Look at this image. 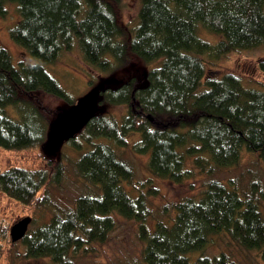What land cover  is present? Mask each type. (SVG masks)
Here are the masks:
<instances>
[{"label": "trees", "instance_id": "1", "mask_svg": "<svg viewBox=\"0 0 264 264\" xmlns=\"http://www.w3.org/2000/svg\"><path fill=\"white\" fill-rule=\"evenodd\" d=\"M8 1L18 4L21 16L13 40L44 62H56L78 45L85 61L101 72L118 71L133 57L152 66L145 73H124L120 84L102 93L103 109L126 106L125 114L103 110L71 140L80 154L74 171L92 188L73 206H61L51 195L67 172L62 151L44 156L48 168L0 172L8 197L34 210L54 209L19 241L27 257L74 264L79 251L109 242L122 217L139 223L145 247L138 264H239L225 251L203 253L222 234L264 259L260 181L244 188L235 179L214 177L238 167L245 154L264 161V89L248 87L233 72L208 75L210 65L231 53L264 47V0H141L132 29L122 21L124 0H0V17ZM200 27L220 40L203 38ZM259 68L264 73V59ZM37 92L74 103L43 64L17 66L0 45V148L24 151L45 144L56 114L46 124L42 100L29 97ZM9 106L17 117L8 114ZM149 115L170 126H156ZM132 134L140 136L134 150L149 155L153 176L184 183L197 173L209 175L200 195L165 205L156 215L152 197L160 195L159 187L152 179L137 187L135 167L116 150L129 147ZM4 249L0 240V261Z\"/></svg>", "mask_w": 264, "mask_h": 264}, {"label": "rangeland", "instance_id": "2", "mask_svg": "<svg viewBox=\"0 0 264 264\" xmlns=\"http://www.w3.org/2000/svg\"><path fill=\"white\" fill-rule=\"evenodd\" d=\"M121 8V16L124 25L130 29L137 26L139 21V11L141 0H124ZM6 16L0 17V45L7 48L14 56V62L17 66L24 62L26 64H43L45 68L58 80L72 101L76 102L80 97L88 93L92 87L107 77L122 78L125 74L139 68L141 73L152 69V66L133 57L126 66L118 71H100L91 67L84 58V53L76 45L73 50L64 52L56 62H44L39 58L32 56L26 49L17 44L12 38V30L19 22L21 16L18 4L8 1ZM203 38L211 42L220 40V36L209 32L203 27L199 28ZM264 59V47L253 50H242L234 52L221 59L216 65H210L208 70L209 77H220L228 72H233L242 77L248 87L264 89V73L259 68V61ZM154 64L153 66H157ZM31 101L42 100L44 111L48 119L57 115L62 108L70 106L69 102L58 97L37 92L29 96ZM40 98V100L38 99ZM41 102V101H40ZM105 112L121 116L127 112L126 106L105 105ZM9 115L17 117L15 108H7ZM56 117V116H55ZM55 119V118H54ZM53 121V120H52ZM51 121H49L50 124ZM51 125V124H50ZM50 126L46 128L49 132ZM48 134V133H47ZM140 138L138 134L130 136V146L127 148L116 147L120 157L128 159L136 169L135 183L137 187L143 186V183L152 184L159 187L160 195L152 197L153 208L156 215H161L160 211L165 205H171L190 196H199L204 189V184L209 175L197 173L195 178L189 179L184 183H175L169 180L157 178L152 175L148 167L149 155L139 154L134 150V144ZM78 141H82L79 137ZM45 144L38 149L24 151H10L0 148V172L14 166L25 167L29 169L48 168L44 156L47 155ZM62 155L59 159L67 167L66 175L62 183L53 187L52 198L55 203L64 207L74 205L75 199L82 193L92 190L89 185L77 177L74 167L79 152L76 151L70 142H66L62 149ZM60 151V152H61ZM58 154V153H57ZM53 154V155H57ZM224 181L235 179L239 181L240 187H248L251 182L260 181V187L264 188V161H258L254 154H245L244 161L235 168L221 169L214 175ZM54 209L46 208L34 210L32 207L8 197L0 188V240L4 244V254L0 264H55L50 257L29 258L26 255V247L22 242H15L11 237L12 227L25 217H32L30 228H37L49 218V211ZM47 213V214H46ZM174 212L171 211L170 215ZM152 226L154 222L152 221ZM145 242L141 239L139 233V223L134 220H127L118 217L117 229L111 235L109 242L105 244H94L88 250H82L73 257L74 264H131L142 262V251ZM223 251L227 252L239 264H264L260 251H245L230 242L227 235L222 234L214 238L213 242L204 250L205 255L214 256Z\"/></svg>", "mask_w": 264, "mask_h": 264}, {"label": "water", "instance_id": "3", "mask_svg": "<svg viewBox=\"0 0 264 264\" xmlns=\"http://www.w3.org/2000/svg\"><path fill=\"white\" fill-rule=\"evenodd\" d=\"M122 82L117 77H107L98 82L92 89L80 97L67 108H62L51 122L48 132L46 148L49 153L57 154L66 142L75 138L90 122L103 111L100 104L102 93L109 85H118ZM148 118L156 126H161L154 116ZM167 126V125H165ZM32 217L28 216L18 221L11 229L13 242L21 241L28 233Z\"/></svg>", "mask_w": 264, "mask_h": 264}, {"label": "bare ground", "instance_id": "4", "mask_svg": "<svg viewBox=\"0 0 264 264\" xmlns=\"http://www.w3.org/2000/svg\"><path fill=\"white\" fill-rule=\"evenodd\" d=\"M159 122V121H158ZM161 123V126L162 127H167V126H170V123H166V124H164V123H162V122H160ZM165 125H167V126H165Z\"/></svg>", "mask_w": 264, "mask_h": 264}]
</instances>
